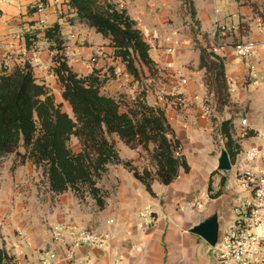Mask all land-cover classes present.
I'll return each mask as SVG.
<instances>
[{
    "label": "crops",
    "instance_id": "0c3cea01",
    "mask_svg": "<svg viewBox=\"0 0 264 264\" xmlns=\"http://www.w3.org/2000/svg\"><path fill=\"white\" fill-rule=\"evenodd\" d=\"M40 1L0 0V67L11 71L29 62L37 81L48 90L59 88L62 98L61 84L52 69L54 51L43 32L56 22L62 26L69 64L79 74L97 68L91 58L102 63L99 69L104 75L112 64L123 66L110 39L80 23L67 3L46 0L40 11L35 7ZM110 1L128 11L150 44L157 73L153 76L146 71L141 80H133L134 85L138 94L145 91L148 104L164 110L180 141L178 154L185 156L190 169L180 168L170 184L156 176L151 193L131 169L110 165L99 180L108 190L107 204L99 209L90 196L81 199L71 190L54 193L41 168L10 154L0 167V248L15 264H39L40 250L51 245V228L72 223L111 231L121 258L98 247H81L69 264H217L200 230L203 225L216 224V238L222 236L228 230L224 222L233 214L231 207L249 195L239 176L264 167V44L248 59L233 50L237 42L264 38V0H190L199 21L196 38L192 18L181 15L182 11L188 13L185 0ZM218 26H224L225 32H217ZM33 33L38 38L28 46L27 35ZM208 39L212 44L217 41V54L225 59L232 102L210 115L203 113V106L207 100H215L196 46V40L205 45ZM41 44L43 51L38 48ZM184 78L186 83H182ZM177 93L187 99L184 108L173 103ZM243 118L247 119L245 125ZM227 119L233 121L232 137L239 146L234 156L219 129ZM115 139L123 160L132 161L140 170L156 171L149 150H125V143L117 136ZM250 150H256L257 155L248 156ZM223 152L228 154L229 169L219 167ZM218 209L223 216L221 225ZM143 212L150 216L144 217Z\"/></svg>",
    "mask_w": 264,
    "mask_h": 264
},
{
    "label": "trees",
    "instance_id": "16d2710c",
    "mask_svg": "<svg viewBox=\"0 0 264 264\" xmlns=\"http://www.w3.org/2000/svg\"><path fill=\"white\" fill-rule=\"evenodd\" d=\"M62 3L75 10L80 23L110 39L115 57L134 81L145 77L146 71L156 75L158 69L150 56V44L125 8L110 0ZM185 4L196 38L199 34L195 28L199 24L196 10L190 0H185ZM43 32L54 51L52 69L61 84L62 98L69 103L72 114L55 101L45 84L37 81L29 62L11 71L0 67V159L15 154L20 162L31 161L42 169L51 191L60 194L71 190L81 199L90 196L99 209L106 206L108 197V190L99 185V180L110 165L122 164L131 169L151 193L156 176L162 183L170 184L180 168L190 169L185 156L178 154L180 141L164 110L148 104L142 96L128 101L108 93L99 69L86 75L76 72L66 56L59 22L47 26ZM37 38V33L28 34V46ZM212 46L209 39L205 45H198L200 67L205 69V82L213 93L216 109L222 111L232 104L230 86L225 59ZM219 129L227 137L228 150L234 156L239 146L232 137L233 121L224 120ZM116 136L133 149H149L154 144L151 155L156 171L140 170L130 160H123ZM74 140L77 148L73 146ZM1 263L15 264L2 248Z\"/></svg>",
    "mask_w": 264,
    "mask_h": 264
},
{
    "label": "built area",
    "instance_id": "2783aa9c",
    "mask_svg": "<svg viewBox=\"0 0 264 264\" xmlns=\"http://www.w3.org/2000/svg\"><path fill=\"white\" fill-rule=\"evenodd\" d=\"M55 2L60 3L63 0H55ZM35 7L42 11L46 7V2L41 0ZM225 30L224 26L217 28V32H225ZM262 32L264 34V28ZM261 44H264V38L260 41H241L233 45V50L240 58L248 59ZM219 47L214 41L212 50L217 53ZM172 50L168 48V51ZM250 68L255 70L256 65L251 63ZM186 82V78L182 79V83ZM173 103L179 108H184L187 99L183 93H177ZM215 110V103L207 100L203 106V113L210 115ZM246 122L247 119L243 118L242 124L245 125ZM247 154L255 157L257 151L250 150ZM239 179L249 195L238 210L234 225L221 236V248L215 253L217 264H264V167L255 172H244ZM142 215L150 216L147 212H143ZM50 243V246L40 250L39 264H69L75 258L77 249L92 246L121 258L114 245L111 231H98L72 223H59L50 230Z\"/></svg>",
    "mask_w": 264,
    "mask_h": 264
},
{
    "label": "rangeland",
    "instance_id": "374dc122",
    "mask_svg": "<svg viewBox=\"0 0 264 264\" xmlns=\"http://www.w3.org/2000/svg\"><path fill=\"white\" fill-rule=\"evenodd\" d=\"M181 15L183 17H185V15L186 16L188 15L189 18H191L190 15L186 11H182ZM196 41H197L196 46H198L200 44V41L199 40H196ZM42 46L43 45L41 44L38 47L41 51H43ZM91 61L93 62V64L95 66H97V68L92 67L93 70L102 68V67H100L102 63H99V60H97V59L94 60L93 58H91ZM107 71H108L107 72L108 74L107 73L105 75L102 74V78L104 79L105 91H107L110 94H114L116 96H119L122 99L128 100V101L134 100L137 96H142L145 99V91H142L140 94L137 93L136 85H134L135 82L133 81L131 75L127 72V70L125 68L123 69V66H120L118 63H115V64L110 65V68L108 67ZM127 78H130V79H127ZM49 93L55 97L56 102L62 103L64 110H66L70 114H72V110H71L69 103L64 101V100L62 101L61 92H60L59 88H56V90H54V88H53V90L50 89ZM73 146L75 148H77V142L75 140H74ZM124 146H125V150L130 149V147H128L126 144ZM146 150H149V152L151 153L153 149L149 148ZM9 158H10V155L5 156L4 158L0 159L1 167H3L2 162L8 160ZM244 202H245V198L237 201L236 204H234V206L231 207L232 208L231 210H233V214H232L231 218H226V220L224 222L226 229H230L234 225L235 220H236L238 213H239L238 210L244 205ZM235 207H238V210H235ZM216 214H217L216 215L217 221L219 222V225H221V220L223 218L221 210L218 209ZM209 246L211 247L212 256H215L216 251L221 248V236L217 237L213 242H209Z\"/></svg>",
    "mask_w": 264,
    "mask_h": 264
},
{
    "label": "water",
    "instance_id": "95a60500",
    "mask_svg": "<svg viewBox=\"0 0 264 264\" xmlns=\"http://www.w3.org/2000/svg\"><path fill=\"white\" fill-rule=\"evenodd\" d=\"M219 167L220 169H229L231 167L227 152H223L220 158ZM200 232L208 242H213L216 239V224H213L212 226L203 225Z\"/></svg>",
    "mask_w": 264,
    "mask_h": 264
}]
</instances>
